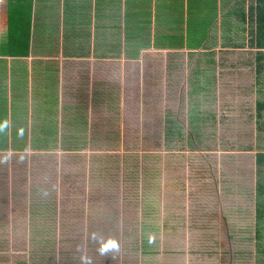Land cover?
Masks as SVG:
<instances>
[{
  "label": "crops",
  "instance_id": "1",
  "mask_svg": "<svg viewBox=\"0 0 264 264\" xmlns=\"http://www.w3.org/2000/svg\"><path fill=\"white\" fill-rule=\"evenodd\" d=\"M172 1L0 0V125H8L4 132H0V157L13 160L16 168L34 167L43 173L41 166H47L43 154L52 150L54 145L60 150H77L79 156L83 154L81 150H89L85 153L88 157L83 154L87 157V166L91 164V157L95 160L85 173L89 175L94 171V167L100 168L105 161L101 158L105 154H99L97 150H132L127 148V144L131 147L138 145L136 150H139L142 143H145L148 149V141L147 138L144 140V137L145 131L151 129L160 138L167 139L169 150H175L174 138L183 136L178 132L181 126L174 121H169L170 125L167 126L163 118L160 121L155 120L153 115L144 111V106L149 104L147 102L150 98L151 103L157 105L156 108L161 107L159 104L166 97L167 91L163 86L175 84L176 74L166 72L163 75V84L166 85L153 84L154 87L160 84L158 90H162L161 95L159 92L149 94V82L152 81L149 74H155L156 68L150 66L153 58L144 61L142 56L154 54L151 48H154L152 44L158 38V47L162 50L190 54L192 59L195 53L204 51L205 44L213 46V38L210 27L207 28V33L202 29L203 35L194 48L171 47L164 37H170L172 31L166 33L163 26L162 31L159 30L157 22L160 20V24L165 22L166 25L169 18L177 17L178 10L165 9L167 3ZM184 7L185 22V17L190 16L189 9L192 8ZM20 8L31 12L30 18L27 19L30 24V51L26 57L19 56L14 45L11 46V42L16 39L10 40L19 39L21 35L20 26L18 27L20 24L15 21V14ZM202 8H206V5ZM196 12L199 15L197 22L206 17L212 18L207 12ZM188 22H191L189 26H194L192 20ZM83 36H86L85 43L89 44L88 51L81 50L78 46L84 44L81 43ZM203 40L207 41L201 47ZM215 58L221 60L223 69L226 63H231L233 68L237 67L228 53H206L194 58L195 61H201L199 65L197 61L194 62L190 76L184 81L187 84L183 85H187L191 91H196L194 89L205 90L214 84L216 77L212 76L211 72L207 74L206 66L202 65L212 64ZM177 59L179 61V58ZM260 62L264 64V58ZM178 63L172 69L175 72L176 69L180 70ZM257 63L254 54L257 82L261 85L264 83V77L260 78L264 73V66L258 69ZM202 73L203 78L200 79ZM143 80L146 85L140 87V84L144 83ZM228 84L227 82L226 85ZM127 88L128 94L125 92ZM54 97L56 105L53 110ZM96 105H101L102 108H97ZM253 107L255 130L264 132V95L255 98ZM95 110H98L97 113ZM42 117L43 124L38 119ZM131 133L135 135L136 142L128 139ZM29 136L44 141L41 144L34 142V147L28 150L22 149L16 142ZM163 149L168 150L165 144ZM255 153L256 187L253 194H243L244 185L241 180H237V183L234 181L228 185L234 189L232 194L175 196L173 202L177 203V207L175 206L174 211L180 218L190 215L182 206L192 199L205 203L200 211L206 215L199 221L203 228L200 231L181 228L169 234L167 237L170 248L161 249L163 253L159 250L142 259L139 257L140 264H264V174L261 178L264 158L259 160V164L256 159L257 154H264V149ZM141 169L140 177L146 173L142 166ZM158 171L161 177L162 171ZM115 173L116 181L113 174L110 182L100 179L92 184L95 189L91 190V178L80 177L78 184L66 187L70 197L62 203L48 195V182H32L31 177L20 180L17 170L13 184L19 186L20 182L22 185L19 186L20 189H13L15 192L11 191L14 194H9L7 202L12 204L17 197L18 200L20 197L28 200L24 201L25 206H20L23 205L21 201L19 206H9L7 203V213L13 216L10 220L18 221V225H8L7 230L2 232L11 237L6 239V243L0 241V264H82V256L91 258L92 264H120L113 257L108 259L96 253L90 254L88 242H85V239L78 242L80 237L57 244L48 243L46 240L49 235H70L74 229L78 230L76 232L80 236L84 231L83 222L89 220V214L93 210L90 207L92 193L97 195L112 191L123 200L125 197L127 199L133 178L129 180L127 176ZM120 175L121 182L118 179ZM152 175H156V171H150L149 176ZM7 180L4 181V186ZM136 181L138 182L139 178H136ZM161 182L167 191L178 186L175 180L169 178ZM77 191L84 197L74 194ZM25 193L28 195H23ZM33 194L34 197H29ZM0 201L3 211V198H0ZM48 201L49 206H46ZM164 206L167 207L166 204ZM32 208L36 217L33 227L22 226V213L27 217L33 213ZM145 211L143 208V215ZM139 217L143 218L141 212ZM21 222L25 224L24 220ZM68 229L71 232L67 233ZM163 241L166 245L165 238ZM73 244L77 251H82L74 258L71 255L68 257L67 253ZM183 248L192 253L174 254L181 252ZM56 250L60 251L61 255L53 253Z\"/></svg>",
  "mask_w": 264,
  "mask_h": 264
},
{
  "label": "rangeland",
  "instance_id": "2",
  "mask_svg": "<svg viewBox=\"0 0 264 264\" xmlns=\"http://www.w3.org/2000/svg\"><path fill=\"white\" fill-rule=\"evenodd\" d=\"M202 1L173 0L167 3L168 6H165V9L170 10L174 8L178 10L177 16L183 19L186 11V7L184 6H187V9L188 7L192 8L191 5L198 8V4H200L201 7L198 12L201 13V11L206 12L205 8H202L203 4H205L208 12L215 14L212 16L213 19L206 17L197 23H192L194 26H189L188 32L202 34L203 29L207 33V28L211 27L213 46L204 45L207 40L205 42L204 40L201 41L200 45L201 47L204 45V51L195 53L194 58L218 51L225 53V55L228 53L232 56L230 58L232 59V63H235L237 66L234 67L235 69L230 66L232 65L231 63H226L225 69H223L221 60L215 58L212 64L202 65L206 66L207 70L205 72L207 74L211 72L210 74L216 77L214 84L209 85L208 89L205 90L194 89L196 91H191L187 85L184 86L183 84H187L184 81L187 76H190V70L193 68L194 62L197 61V65H199L201 60L195 61L193 57L191 59L190 54H179L178 52L162 50L161 47H158V38L152 44L154 48H151V52L154 54L142 56L143 60L146 59L148 61L153 58L150 66L156 68L155 74H149L152 79L149 82L151 83L149 94L161 93L162 90H158V87L161 83L163 84V75L166 72L176 74L175 84L163 86V89L166 88L167 91L166 97L159 104L161 107L158 106L156 108L157 105L152 104V100L149 98V102L147 103L151 105H145L144 111L147 114L149 112L150 115H153L152 118L157 121L163 118L167 126L170 125L169 121H174L178 126H181V130L179 129L178 132L183 134V136L174 138V144L180 150L175 145H173L175 146V150H169L167 139L160 138L153 129L149 131H145L144 129L146 132L144 140L147 138L148 149L145 143H142L139 150H136L138 149V145H132L131 147L128 144L127 148L132 150H97L96 152L99 154H105L101 157L105 161H103L100 168L96 166L93 168L94 171L90 170L89 175L85 173L95 161L91 157V164L89 166L86 165V158L88 156L85 153L89 152V150H81L86 157L83 154L79 156L77 150H60L54 145L51 148L52 150L43 154V157H45L44 162L47 164V166L39 167L43 173H40L39 169H34V167L31 169L16 168L13 160H4V158L0 157V178L3 179L0 180V198H3V205L5 207L1 211L2 202L0 201V241L6 243V239L11 237L2 234L4 229L7 230L8 225H18V221L13 222V220H10V217L12 218L13 216L7 213L8 209L6 207L9 194H14L11 191H14L13 189L16 187L20 189L19 186L22 185L20 182L19 186L13 184L14 174L17 170L19 172L18 179L20 180L31 177L33 179L32 182L34 180L48 182L49 194H47L62 203L70 197V193L65 190L66 187L78 184L80 177L88 176V178H91V182L89 183L91 185L90 190L95 189L92 184L98 182L100 179L110 182L113 174L116 181L115 172L127 176L129 180L133 178L132 187L128 190L129 197L127 199L125 197V201L112 191H104L97 195L92 193L90 195V207L93 210L89 214V220L83 222L84 231L80 233V236L76 232L78 231L77 229L72 230L73 232L68 229L66 232H71L70 235H49L46 238L49 241L48 243L57 244L66 243L70 239L76 240V237H80L78 242L85 239V242H88L89 253H96L98 255H101L98 251L101 244L114 240L119 244V251L101 255V257L108 259L113 257L120 264H140L139 257L142 259L153 252L170 248L168 247L169 240L167 236L181 228L183 230L197 231L203 228L199 221L206 215L201 214L200 211L205 206V203L192 199L182 206L184 210L190 212V215L187 217L183 215V218H180L174 211L177 204L173 202L175 196L177 197L179 194L192 197L207 194H232L234 193V189H231L228 185H231L234 181L237 183V180H241L245 187L242 188L243 194H253L256 187L254 184L256 174L254 155L256 151L264 149V132L255 130L253 107L255 98L264 95V83L259 85L257 82L258 78L253 64V56L254 54L256 55V51L258 50L248 46L247 41L251 38L248 33L250 30L248 25L244 23L243 27H241L239 16L228 15V11L233 10V2L231 1L234 0ZM236 1L239 3V0ZM241 5L243 6L242 2ZM193 8L192 10L189 9V12H192V16L195 14ZM243 8L246 11L247 5L244 4ZM180 12L182 13L179 14ZM157 23L159 30L161 29L162 31L161 26H163L166 33L172 31L171 35L178 34L179 30H182L184 33L186 28L183 20L181 23L178 21L167 23L166 25L165 22L160 24V20ZM228 37L230 39L229 42L233 43V41H236L244 45L235 48L233 46L222 48L226 41L224 38L228 39ZM85 41L86 36H83L81 43L84 44H81V46L79 44L78 46L81 50L88 51L89 44L88 42L85 43ZM177 58H179V61ZM177 63L180 66V70L176 69L175 72L172 69ZM203 73L200 79L203 78ZM263 77L264 73L261 74L260 78ZM143 81L144 83L140 84V87L146 85V81ZM227 82L229 83L228 85H226ZM158 83L160 84L154 87L153 84ZM128 91L129 88L125 90L127 94ZM95 107L102 108L101 105H96ZM97 111L95 110L96 113ZM144 131L142 133L145 134ZM134 136L131 133L128 139L136 142ZM42 141L44 140L29 136V138H22L16 143L22 147H26L25 149L28 150L30 144L34 147V142L35 144H41ZM46 141L48 142V140ZM164 144L168 150L163 149ZM142 146L144 150H142ZM141 166L146 170V173L142 177L139 176V172L142 171ZM159 169L162 171L161 177ZM150 171H156V175L149 176ZM263 174L264 171L261 173V178ZM121 175L118 176L119 182H121ZM136 178H139L138 182ZM166 178L175 180L178 186L172 187L171 191L165 190L161 181L166 180ZM5 180L7 181L4 186ZM141 181L144 183H141ZM28 194L30 195L29 191ZM28 194L25 193L23 195ZM74 194H78L81 198L84 197L78 191ZM119 194L122 195L121 193ZM29 197H34V194ZM168 199H170L169 202L167 201ZM25 200L28 199L20 197L18 200L17 197V199L13 200L12 204L8 203V205L19 206V202L21 201L23 205L20 206H25ZM165 204L167 207L164 206ZM46 206H49V201ZM143 208L146 210L144 215ZM31 210L33 213L27 217H24L22 213L20 218L22 226L33 227V221L36 220V217L33 208ZM139 212L142 213L143 218L139 217ZM21 220H24L25 224ZM93 234L96 235V242L92 240ZM196 237L200 238L201 236ZM163 238L166 239V245ZM183 250L174 254L192 253L188 252L187 248H183ZM159 252L163 253L162 250ZM53 253L61 255L58 250ZM67 253L69 254L68 257L71 255L74 258L76 254H81L82 251H77V248L73 244Z\"/></svg>",
  "mask_w": 264,
  "mask_h": 264
},
{
  "label": "trees",
  "instance_id": "3",
  "mask_svg": "<svg viewBox=\"0 0 264 264\" xmlns=\"http://www.w3.org/2000/svg\"><path fill=\"white\" fill-rule=\"evenodd\" d=\"M201 2H203L201 0ZM233 2V10H229L228 11V15L232 16H239V21L241 22V27H243L244 23H246L248 25L249 30V36L251 37L247 43L248 46L250 48L253 49H257L258 51L256 52V62L257 63V68L260 69V66H264L263 63L260 62V60L262 58H264V54L263 52H261V50H264V0H239V3H237L238 1L234 0L231 1ZM241 2L247 5V9L246 11L244 10L243 6L241 5ZM246 2V3H244ZM200 3V2H198ZM205 6V4H203ZM194 7V5L192 6V8ZM200 4H198V8H196V6L193 8V10L195 11V14L192 16L191 12H190V17L188 19V17H185V31L183 33L182 30H179L178 34L175 35H171L170 37H164V40H168L169 43L171 45V47L174 48H186V49H192L195 46L198 45V40L200 39V36L203 35L202 34H195L194 32H188V28H189V24H191V22H188L190 20H192V23L194 21L197 22V13L196 11L199 10L200 8ZM206 12H208V9L205 8ZM14 11V9H13ZM30 10H22L21 8L17 11L16 18L15 21L18 22L20 25H18V27L20 26V30H21V35L18 38H11L10 40H15L11 42V46L14 45L15 50L19 53V56L22 57H26L30 51V24L27 21L28 18H30ZM210 16L215 15L214 13H209ZM227 14V13H226ZM173 17L169 18L167 20L168 23H174V22H182V20L184 21V17L183 19H181L179 16L175 17V19H172ZM213 19V18H212ZM179 24V23H178ZM226 41L224 43V46L227 47H237V46H243L244 44L242 43H238L236 41L229 42V37L224 38ZM197 40V41H196ZM228 41V42H227ZM197 43V44H196ZM228 43V44H227ZM12 49V48H11ZM17 54V53H16ZM55 99V97H54ZM52 99V105H53V110L55 109V105H56V99L54 100ZM39 122L41 124H43L44 118H38ZM39 123V124H40ZM45 137V136H44ZM1 142V139H0ZM261 158H264V154H257L256 155V159H257V163L259 164V160ZM259 167V165H258ZM264 170V167H262Z\"/></svg>",
  "mask_w": 264,
  "mask_h": 264
},
{
  "label": "clouds",
  "instance_id": "4",
  "mask_svg": "<svg viewBox=\"0 0 264 264\" xmlns=\"http://www.w3.org/2000/svg\"><path fill=\"white\" fill-rule=\"evenodd\" d=\"M8 127L7 124L0 125V132H4L5 129ZM26 147H22V149H25ZM32 148L31 144L29 145L28 149ZM1 151V150H0ZM93 242H96V235L93 234L92 236ZM101 255H107L111 252H118L119 251V244L116 241H108L103 244H101L100 248L98 249ZM82 264H92L91 258L87 257H81Z\"/></svg>",
  "mask_w": 264,
  "mask_h": 264
}]
</instances>
